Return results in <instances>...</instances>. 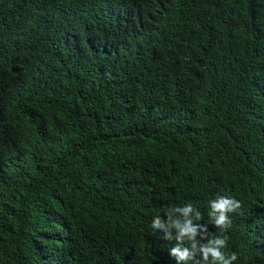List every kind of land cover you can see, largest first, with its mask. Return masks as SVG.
<instances>
[{
    "label": "trees",
    "instance_id": "1",
    "mask_svg": "<svg viewBox=\"0 0 264 264\" xmlns=\"http://www.w3.org/2000/svg\"><path fill=\"white\" fill-rule=\"evenodd\" d=\"M220 195L264 264V0H0V264H176Z\"/></svg>",
    "mask_w": 264,
    "mask_h": 264
},
{
    "label": "clouds",
    "instance_id": "2",
    "mask_svg": "<svg viewBox=\"0 0 264 264\" xmlns=\"http://www.w3.org/2000/svg\"><path fill=\"white\" fill-rule=\"evenodd\" d=\"M241 207L240 203L229 196H217L209 204V217L220 235L213 236L208 225L201 224V213L191 204L167 210L166 219L156 216L151 228L162 234L165 241H175L169 249V256L176 264H233L237 255L226 256L224 249L228 236L224 235L231 226L230 214Z\"/></svg>",
    "mask_w": 264,
    "mask_h": 264
}]
</instances>
